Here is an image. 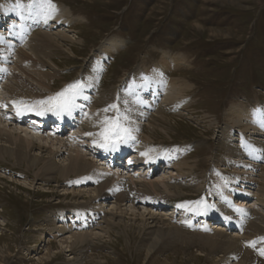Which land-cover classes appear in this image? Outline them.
I'll return each instance as SVG.
<instances>
[{
  "label": "rangeland",
  "instance_id": "obj_1",
  "mask_svg": "<svg viewBox=\"0 0 264 264\" xmlns=\"http://www.w3.org/2000/svg\"><path fill=\"white\" fill-rule=\"evenodd\" d=\"M34 1L24 0L23 5L32 7ZM52 1L69 9L64 26L70 33L62 31L64 26L49 30L46 24L33 29L25 19L5 30L11 24L0 0V39L8 40V33L16 36L15 50H0V67L9 71L1 76L0 109H7L6 114L14 118L0 117L6 120H0V129L11 134L13 141L17 132L26 140L30 135L37 141L48 135L66 142L76 135L67 147L42 140L37 143L59 153L52 159L60 167L68 165L78 151L92 165V174L111 171L116 175L119 171L122 179L128 176L125 180L158 182L163 194L156 196V204H123L119 208L112 199L97 202L91 192L95 185L75 186V177L36 179L43 164L32 169L0 156V264L244 263L230 250L205 246L194 238L205 235L213 224H221L220 232L242 240L254 253L248 263L264 264V255L249 244L252 238L246 240L231 221L226 223L225 212L217 209L221 192L230 205L264 216V204L258 201L259 194H264V158L253 173L256 176L246 174L249 165L232 161L247 155L242 149L244 141L251 144L254 137L262 138L244 132L243 123L235 124L232 109L260 110L264 103V0ZM118 43L124 47L110 53L111 46ZM22 51L28 60L19 59ZM167 58L172 60L165 71L168 79L180 80L185 87L171 102H164V92L154 90L141 77H150ZM100 64L107 67L94 83L88 76ZM11 73L36 87L34 98L17 101L9 97L5 86ZM60 93L64 95L58 96ZM135 94L144 107L132 101ZM65 99H70L72 109L63 105ZM20 109L25 110L26 120L17 124ZM89 112V118L98 113L105 121L86 130ZM36 117L50 123L58 117L67 128L58 134L51 130L40 133L27 122ZM140 122L144 125L137 124ZM32 126L35 130L29 128ZM229 147L235 150L234 158ZM44 151L34 150L32 155L49 158ZM119 151L124 154L120 156ZM246 157L257 159L252 152ZM163 179L180 184L177 194L164 188ZM231 181L233 185L228 186ZM163 219L183 232L174 239L168 234L158 236L156 230ZM77 233L86 239L76 242Z\"/></svg>",
  "mask_w": 264,
  "mask_h": 264
},
{
  "label": "bare ground",
  "instance_id": "obj_2",
  "mask_svg": "<svg viewBox=\"0 0 264 264\" xmlns=\"http://www.w3.org/2000/svg\"><path fill=\"white\" fill-rule=\"evenodd\" d=\"M23 1H21V0H3L2 4H3L4 10H5V13H6V15H4V16H5L7 21H10V24H11L10 26H6L5 30H8V29L12 28V26H15V24H17V21H19V20L23 21V19H25L26 21H29V24H31L33 29H34V27L35 28H37V27L44 28V25L46 24L45 27H47L49 30L53 31L55 28H57L59 26L66 25L64 23V21L67 18L69 9L64 8L62 5H60L58 3H55L52 0H35L34 4L32 5V7H29L28 4L27 5H23ZM13 19H15V20H13ZM23 23L24 22H20L19 24H23ZM27 27L25 26V28H27ZM65 28H62L63 29L62 31L64 33H67V34L70 33L69 30L67 28L66 29ZM2 29L0 27V34L2 33ZM48 31H46V32H48ZM7 33H8V31H7ZM8 34L10 35L8 37V40H5L4 38L0 39V50H3V51H5L6 49L7 50L8 49L15 50L13 47H15L14 46V44H15L14 43L15 42L14 39H16V36L14 37L13 36L14 34L12 35L11 33H8ZM40 34L41 33H39L38 36ZM22 37H23V35L21 34V38ZM65 37H66V35H64V38ZM47 38H49V37H47ZM66 38H68V36ZM68 39H70V38H68ZM50 40H52V39H50ZM44 42L42 41V43H44ZM47 43H45V44L47 45ZM119 47L120 48L124 47V45L121 44V43L112 45L111 49H109V52L110 53L111 52L114 53V52H116V50L119 49ZM10 50H8V51H10ZM27 56H28V54L24 53L23 51L19 53V59H21L22 61L28 60L29 58H27ZM170 61L172 62L171 58H167L166 62H164L163 65L158 66L157 69L153 73H151L150 77H146L143 74L141 75V77H144L145 79L147 78V80L149 82L148 86L152 85L153 87H155L154 90L155 89L157 90L158 88H160L158 90L160 92L161 91L164 92V94H165L164 102H171L173 99H175L174 98L175 96L181 95L185 91L184 90L185 87H183L180 84V80H177V82H176L175 79H168V75L166 74L165 71L169 69L168 65H169ZM172 66H175V64H172ZM106 67H107V64H105V65L100 64L99 67L96 68V70H97L96 72L89 73L90 74L88 76L89 79L90 80H94L93 82L95 83L97 81L96 79L101 74V71L102 70H106L105 69ZM19 68L21 70H23L24 72H26L23 69L22 66H20ZM8 72H9L8 70L3 69L2 67H0V84L2 82V77L1 76L2 75L4 76V73L6 74ZM28 75L30 77H32V75H30V74H28ZM34 76H35V74H34ZM39 76L41 77V75H39ZM26 78H27V76H26ZM39 86H40V84H39ZM142 88H145V86L142 87ZM36 90H37L36 87H34L31 83H28L26 80H24L22 77H20L16 73H11L10 83H8L5 86V91L8 92V94L10 95L9 97H11L12 99L17 100V101L22 100V99H24V101H25L26 98H34ZM77 91H79V90H76L75 92H77ZM159 95H161V94H159ZM86 96L89 97V95H87V94H86ZM132 99H133L132 101L137 106L142 105L144 107V105L142 103L143 100L140 99V96L135 94V96H133ZM68 100H70V99H68ZM83 100L85 101V99H83ZM162 102H161V104H162ZM11 105H12V103H11ZM68 105H70L69 107H70V109H72L71 108L72 103H68ZM261 106H262V108L260 110H258L257 107H254L252 109H246L247 110L246 111L241 106H237V107L232 109L233 110L232 114L236 113V115H235V124L238 125V124L243 123L242 126H245V129H243L244 132H247L249 130L250 134H253V135L256 134V135L262 136V138H263V139L261 138V140H260V139H256L257 137H254L255 139H253V140L251 139V141H253V143L250 144L249 140H248V142L244 141L245 143L247 142L246 144L245 143L242 144V149L244 147L243 151L247 155L249 153H251V152L254 153L255 158H257L258 160L257 159L254 160V159H252L250 157H246L247 155L242 157V158H240V156L235 157L236 156L235 150L232 147H229V155H231L233 158L235 157L234 160H232V161H234L236 163L240 162V163L249 165L248 169H246V167H245V170L248 171L246 174L247 175H252V176H256L253 173H255L257 171V167L258 166L259 167L262 166L261 162H262V160L264 158V103ZM5 110H7V109H5V108H1L0 109V117L6 118V119H9V120L12 121V119H14V118L10 117L9 113L6 114ZM144 113H146V110L144 111ZM24 114H25V110L24 109H20L16 113L15 121L17 122V124H19L18 122H20V121L23 122L24 120H26V119H24L25 117L23 118ZM96 115H93L92 118H89V116H91V113L89 112V114L87 115L88 118H87V122H86L88 124V126L87 125L84 126L86 130H88L89 125H91L89 129H91V130L94 129L96 127V125H97L96 124L97 121H99L101 119L103 121H105V117L103 115H101V116L100 115L96 116ZM55 119H56L57 124L61 125V127H63V126L65 127V125L62 123V121L61 122L58 121V119H59L58 117H56ZM1 121H2V123L6 122V120H1ZM31 121H33V120L32 119L29 120V121L27 120L28 123H32ZM88 122H90L91 124H89ZM137 124H139V125L143 124L144 125L143 122H140V123H137ZM28 125H30V124H28ZM145 125L148 126L149 124L148 125L145 124ZM150 125L152 126V124H150ZM29 128H32V129L35 130V128L33 126L29 127ZM19 129H21V128H19ZM49 130H50V128H49ZM22 131L23 130L21 129V132ZM32 132H33L32 134H35V136L38 135V133H37L38 131H32ZM40 133H42V132H40ZM43 133H46V129L43 130ZM30 134H31V132H30ZM9 135H11V134H8V133H6V132H4L3 130L0 129V156L3 157V158H6V160H7V157L11 158V160L13 158L18 163L26 164L27 168H32V169H36L35 167H38L40 164H43L42 165L43 167L40 168V170L38 172H36L35 175H34V177L36 179H39V178L42 179L44 177H47L50 180H53V179H55V180L57 179L58 180L59 177H60V178H66L68 180H71V179H73V177H75L76 179L75 180L73 179L74 180L73 185H75V186H79L81 188H83V187L85 188V187H87L89 185H95L96 186L95 190L91 191V192H94L96 194V201L97 202L99 200V201H103V203H105L106 199H112V202L114 201L116 206L119 207V208L123 204H131V205L142 204V205H144V204L152 203V202L155 201L157 195H162L163 194L162 189L160 187V184L158 182H152V183L151 182L150 183L138 182V181H134V178H131V181L130 180H125V178L128 177V176H126V177H124L122 179L121 178L122 175L120 173H118L119 171L116 173V175L110 174L111 171H110V173H107V174L106 173L105 174L99 173L100 171L98 173L96 171L95 174H92V172H93V171L91 172L92 165L90 164V162L86 161V159L81 157L79 155L80 152H78V151H77V155L75 157H73V156L71 157V159L69 160L68 165L66 164V166L63 165V167H60L52 159L53 156L56 157L55 155H58L59 153H57V152L55 153L54 151H50V149H45L47 147L44 146V145H38L37 142L42 140L41 136H40L41 138L37 137L38 138V141H37V140H35V138L33 136L31 137L30 135H28V136H25V137L26 138L28 137V139L31 137L32 139H29V140L27 139L26 140L25 138H22V136L20 134H18V132H17L15 134L17 136L14 138V141H13V139L11 138L13 136H9ZM43 138L44 139L42 140V143H44V142L45 143H47V142L55 143L56 142V143H58V145L60 144V146L62 145V146L67 147L70 144L68 142L70 140L73 141V139L75 140V138H78V136L72 135L71 138H68L70 140L69 141L67 140L66 142L62 141L60 139V137L58 139V138H52L51 136L47 135V137H43ZM229 138L231 139V136H229ZM246 138H247V136H246ZM24 139H25V141H24ZM64 140H65V138H64ZM256 142H260V143L263 142V143L262 144H260V143L257 144ZM75 144H78V143H75ZM34 150H38L39 153H40V151H44L45 150L44 152H45L46 155L49 156V158H43V157L41 158V157H39V155H34V154L32 155ZM258 151H259V153H257ZM119 153H120V156H121V155L124 154V151H119ZM256 155L258 157H256ZM105 156L108 157V154H105ZM102 159H106V158H102ZM134 163H135V161H133V160L130 161V164L132 166L134 165ZM225 168H227V167H225ZM222 169H223V167H222ZM225 170H227V169H223V171H225ZM89 182H91V183H89ZM229 183L230 184H228V186L229 185H233L232 181L229 182ZM162 185H164V188L166 187L167 190H169L170 192L175 193V194H177L178 190L180 189V184L177 183V182H173V180L172 181L171 180L170 181L169 180L165 181V179H163ZM220 186L224 188V185L222 183L220 184ZM228 186H227V189H228ZM240 187H241V185H240ZM240 189L237 190V193H238V191H241ZM263 196H264V194H259V197H262V198H258V201L261 202L262 204H264ZM218 198H219L220 201H219V203L217 205V209L225 212L226 216H228V219L225 220L226 223L228 224L227 220L231 221V223L233 225H235V227L238 228L239 231H241L243 234L246 235V238H247L246 240H249L250 237L252 238V240L250 239L252 243H249V244L250 245L252 244L251 246L255 247V250L257 252H259V253L264 252V216L259 214L256 211L248 210L246 208L243 209L244 207L242 208V207L230 205L229 200L227 199V197H225V195L223 193H221V192H220ZM237 205H239V204H237ZM242 205H243V203H242ZM207 215L210 216L212 214H207ZM142 216H143V214H142ZM141 218H145V217L143 216ZM188 220L185 219L184 221L187 222ZM203 220H205V219H203ZM142 223H145V222H142ZM147 227H148V225H147ZM147 227H146V230H147ZM221 229H222L221 224H218L217 226L215 225V227L209 228L208 232L205 235H199V236L195 235L194 238H196V237L199 238L200 241H202L203 245H205V246L206 245H210L212 247H216V248L221 249V250H223L222 248L230 250L233 253L234 256H237V257L239 256V258H240V256L242 257L243 262H244L242 264H252L253 262L252 263H248V262H250V259H251V257L253 256L254 253H252L250 250H248V248L245 247V245L242 243V240H233L232 239L233 236L232 237L225 236L224 232L223 233L220 232ZM180 230L178 228H176V230H175V228L172 227L171 224L165 223L164 219H163V221L160 222L159 227H157L156 231H157L158 236H161V235L164 236V235L168 234L170 236L172 235V237L173 236L176 237L177 234H179V233L181 234V232H183L182 230L180 232ZM79 233H77L78 238H77V236H76V238H77L78 241L76 240V242L83 241L84 239H86V235H81L80 236ZM86 233H84V234H86ZM90 233H91V231H90ZM80 234H82V233H80ZM98 235H99V233H98ZM74 237L75 236H73L72 238H74ZM91 237L93 238V235ZM91 237H89V238H91ZM155 237H156V235H155ZM167 237L165 236V239ZM182 237H184L183 234H182ZM235 237H237V236H235ZM244 238H245V236H244ZM70 239H71V237H70ZM95 239H96V237H95ZM173 239H174V237H173ZM182 239L184 240V238H182ZM87 240H89V239H87ZM177 240H178V238L175 239L174 242L176 243ZM66 243H67V241H66ZM69 243H70V241H69ZM72 243H74V242H72ZM155 243H157V241ZM63 244H61V246ZM78 245H79V243H78ZM75 246H77V243H76ZM68 248L69 247L67 246L66 249L68 250ZM227 257H228V255H227ZM255 259H256V256H255ZM222 262L225 263V262H228V261L224 260Z\"/></svg>",
  "mask_w": 264,
  "mask_h": 264
},
{
  "label": "snow or ice",
  "instance_id": "obj_3",
  "mask_svg": "<svg viewBox=\"0 0 264 264\" xmlns=\"http://www.w3.org/2000/svg\"><path fill=\"white\" fill-rule=\"evenodd\" d=\"M29 7H31V4L28 5ZM51 6V5H50ZM72 87H75V86H72ZM64 94L63 93H60L58 94V96H63ZM50 99H54V98H50ZM39 103H45L44 101H40ZM63 105L66 107L68 103H70V101L68 99H65L63 102ZM112 107H115V105H113ZM38 115L41 114V113H37ZM118 135V133H117ZM105 145H101V147H104ZM178 207H183L182 205H178ZM262 254H264V252H262Z\"/></svg>",
  "mask_w": 264,
  "mask_h": 264
}]
</instances>
